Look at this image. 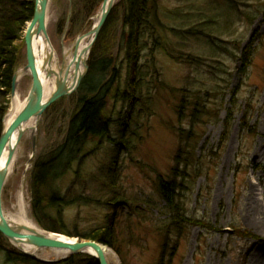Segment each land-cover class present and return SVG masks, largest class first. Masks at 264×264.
I'll return each mask as SVG.
<instances>
[{"label": "rangeland", "instance_id": "1", "mask_svg": "<svg viewBox=\"0 0 264 264\" xmlns=\"http://www.w3.org/2000/svg\"><path fill=\"white\" fill-rule=\"evenodd\" d=\"M103 2L104 0L52 1L50 13L55 16L49 26V37L60 59L66 46H72L79 36L93 28L94 18ZM156 2L159 8L156 36L166 41V48L175 57L172 60L162 51L155 53L158 74L154 80H151V76L147 78L152 82L149 97L144 98L143 111L133 125L134 133L128 144L131 153L123 152L119 156L117 185L122 189L121 194L127 196L126 199L129 198L130 205H134V209L146 210L150 219L161 221L166 218L165 203L156 193L155 183L159 177L165 178L170 174L179 146L177 134L181 126L190 130L191 125L188 119L180 122L176 113L180 98L178 92L180 89L197 92L221 88L225 92L226 111H221L219 121H213L206 126H195L200 141L192 154L195 157L201 156L206 146L207 162L213 159L212 152H219V155L214 162L207 165L210 180L207 174L199 176L194 187H189L190 191L184 194V203L189 214L205 218L215 227V231L204 234L200 228L192 227L188 236L181 240L178 249L175 252L169 251L165 264L168 261L171 264H248L257 250L264 249V233L252 221L250 213L252 196L264 204V0ZM33 3L35 6L36 0ZM123 3L124 0H116L114 4L111 13L114 12L115 23L101 50V57L112 59L117 64L123 59V54L119 52L122 36L128 34V30L123 27ZM30 22L32 20L25 23L19 35L20 41L17 43L22 47L21 61L15 74L27 64V50L24 45ZM194 28L216 35L215 40L219 45L238 55H241V51L256 35L255 53L248 76L245 77L241 72V58L237 60L230 52L210 47L205 37L189 36L187 31ZM101 31L91 48L85 77L89 72L90 57L98 44ZM179 32L185 37H179ZM144 41L148 44L142 63L148 64L151 60L148 56L152 42L148 36ZM192 59L196 61L192 62ZM148 71L151 75V70ZM155 79L158 80L157 83ZM31 86V77L24 76L22 80H18L15 92L12 87L10 91L4 90L6 109L1 121V135L15 94L25 99ZM79 88L71 96H64L45 110L40 117L35 139L22 140L21 156L15 164L14 174L3 189L5 212L12 214L18 211L22 203L28 217L42 230L45 229L32 217L30 176L39 156L65 139L71 117L76 112L74 103ZM232 95L237 102L234 108ZM122 109L119 104L117 111ZM230 109L233 112V121L228 136L223 140V121ZM246 113L248 124L244 127L242 124ZM251 127L255 129L253 135L248 132ZM115 134L118 133L114 129L113 136L116 138ZM111 158V145L104 143L98 154L86 161L82 170L83 181L86 182L79 185L77 191L92 199L105 196L107 192L104 191L106 189L103 184L98 179L87 176L99 175L100 169H105ZM71 177L69 174L62 181L56 182L55 188L67 189ZM131 214V210L124 205L119 207L115 224L118 243L115 245L116 249L110 248L116 255L115 260L118 264H158L160 240L153 234V228L148 223H141ZM63 216V229L76 235L89 233L105 217L110 223L115 219L111 211L96 205L73 206ZM234 225L250 232L256 239H235L232 237ZM69 238L86 241L79 237ZM9 243L13 245L10 241ZM170 253L171 260L168 258ZM37 257L39 259L36 260L44 262L61 261L48 258L42 251L38 252ZM0 264H3L2 259Z\"/></svg>", "mask_w": 264, "mask_h": 264}, {"label": "trees", "instance_id": "2", "mask_svg": "<svg viewBox=\"0 0 264 264\" xmlns=\"http://www.w3.org/2000/svg\"><path fill=\"white\" fill-rule=\"evenodd\" d=\"M33 1L0 0V138L1 121L6 109L4 90H11L13 75L20 65L22 47L20 48L17 42L20 41L19 35L25 23L32 20L34 16ZM123 5V27L128 30V34L122 36L123 42L119 51L123 54V59L119 61L117 58V62L119 61L117 64L112 59L101 57V50L115 23L113 12L101 31L98 44L90 57L89 72L75 96L76 112L71 117L65 139L39 156L31 173L32 217L47 231L68 237H79L82 240L116 249L115 245L118 243L115 231L116 217L119 207L124 205L131 210L132 216L153 228V234L160 240L161 253L158 264H165L169 251L175 252L178 249L181 240L188 236L192 227L200 228L204 234L215 231V227L205 218L189 214L184 203L186 197L184 194L190 191L189 187H194L199 176L207 174L210 180L207 165L217 159L219 152L216 154L212 152L213 159L208 162V156L205 155L206 146L201 156L192 155L200 141L195 126H206L213 121H219L221 111H226L224 102L226 97L221 88L197 92L180 89L176 113L180 122L184 119L190 120V130L181 126L177 134L179 146L174 157V166L168 176L159 177L155 183L156 193L165 203L167 217L158 221L150 219L146 210L134 209V205H130L129 198L126 199L127 196L121 194L122 189L117 185L119 156L123 152L131 153L128 144L134 133L133 125L143 111L142 102H145L144 98L149 97L152 83L147 78L151 76L152 80L158 74L155 66L156 51H162L172 60L175 56L169 53L165 45L166 41L156 36V26L159 24L157 19L159 8L156 0H124ZM187 34L193 38L205 37L210 47L228 52L226 47L216 42V35L206 33L203 29L194 28L187 31ZM146 36L152 42L148 56L151 60L148 64H143L144 51L148 44L144 41ZM179 37H185V35L179 32ZM256 41L255 35L247 47L241 51V55L229 50L235 59L241 58V72L245 77L248 76L253 62ZM195 61L196 59H192V62ZM148 70H151V75ZM155 81L157 83L158 80L155 79ZM119 104L123 109L118 112ZM232 104L233 108L237 105L234 98ZM229 112L223 121V140L228 136L233 121V112L231 109ZM247 116L248 113L242 124L244 127L248 124ZM114 129L118 133L115 134L116 138L113 136ZM248 132L253 135L255 129L251 127ZM104 143L111 145L112 158L105 169H100L99 175L88 174L87 177L98 179L107 194L98 199H92L77 189L79 185L86 182L83 181L82 174L86 161L89 157H95ZM69 174L72 177L68 188L65 190L55 188L56 182L62 181ZM79 205L84 207L96 205L101 209L109 210L115 215V219L114 221L112 219L110 223L108 219L105 220V217L100 220L96 228L85 235L70 233L63 229V214L69 208ZM232 237L240 240L256 239L253 234L238 225L233 226ZM171 257L170 253L168 258L171 260ZM1 259L3 264H97L93 257L86 254L73 255L58 262L39 261L16 249L0 233V261ZM166 264H171V261Z\"/></svg>", "mask_w": 264, "mask_h": 264}, {"label": "bare ground", "instance_id": "3", "mask_svg": "<svg viewBox=\"0 0 264 264\" xmlns=\"http://www.w3.org/2000/svg\"><path fill=\"white\" fill-rule=\"evenodd\" d=\"M52 1L53 0L47 1L48 4L45 12L44 28L42 27L43 30H41L39 24H37L31 33V38L33 41L32 47L34 48L37 72L39 74V78L42 84V104H45L50 99V97L53 96L60 88L65 89V91L69 93L68 97L74 93L78 80L82 75L85 74V67L87 65V60L90 56L91 48L93 46V40L95 38V33L89 34V32L92 29L97 28L103 15L105 14L112 2L111 0H107L105 5L102 4L100 11L96 14L94 18L93 28L89 32L79 36L72 44V46H66L62 54V59H60L55 48L53 47L51 38L49 37V26L51 25L55 16L50 13ZM31 25L32 24L30 22L26 30L27 32L31 28ZM23 69L24 67L18 71L19 81L22 80L24 76H30L31 71L28 70L29 72L26 74ZM28 96L25 99H22L17 93L15 94L11 103L10 111L8 112L4 120V134L8 132L11 126L15 123V121H17L19 116L22 114L24 109L28 106ZM40 115L41 112L35 114L33 117L30 118V120H28L18 130H16L13 136L9 138V141L5 147L0 162V170H4L6 166L9 165L8 173L5 177V184L14 174L15 164L21 156L20 151L22 140H24L25 138L34 139L36 137V133L41 119ZM21 132H23V136L20 142H18V137ZM15 147L16 150H14L13 152V149ZM10 157L12 158L10 159ZM8 161L10 162L9 164ZM252 193H254L253 189ZM251 200L252 201L250 204V213L252 215V221L257 225L259 231L264 233V204L259 203L257 201L258 199L255 196H252ZM2 212L5 221L10 224L12 229L14 228L16 231H20L21 233H27L26 231H24L27 228L28 230H33L36 233H40L41 235H45L46 237L51 239L61 241L67 240L63 235L48 233L47 231L40 229L33 222V220L28 217L27 211L22 205V203L20 204L19 210L11 214L9 212H5L2 200ZM71 241L77 242L76 239H71ZM16 245L22 248L24 252L36 254L37 256L38 252L42 251V253L45 254L48 258H55L61 261L69 257V252L64 249L42 248L40 250H37L36 247L27 245L25 241H16ZM101 248L104 258L106 259L108 264H118L115 260V253L109 247L102 245ZM89 253L94 254L92 251H90ZM248 264H264V249L257 250L252 255Z\"/></svg>", "mask_w": 264, "mask_h": 264}, {"label": "water", "instance_id": "4", "mask_svg": "<svg viewBox=\"0 0 264 264\" xmlns=\"http://www.w3.org/2000/svg\"><path fill=\"white\" fill-rule=\"evenodd\" d=\"M47 1L49 0H43V1L36 0L35 12H34L32 22H31L32 25H31V28L26 33V37H25V46L27 50V53H26L27 64L23 70L26 74L29 72L28 70H30L31 71L30 77L32 79V86H31L29 96H28L29 103H28V106L22 112V114L19 116L17 121H15V123L11 126V128L8 130L6 134H4V130H3V133L0 138V162H1L3 152L5 150V147L9 141V138L13 136L16 130H18L28 120H30V118L33 117L35 114H38L41 112V115H42L51 104L55 103L57 100L63 98L64 96L69 95V93L65 91V89L60 88L53 96L50 97V99L45 104H42V95H43L42 84L39 78V74L37 72L34 48L32 47L33 41L31 38V33L37 24H39L41 30H43L42 27L44 28L45 12L47 9V4H48ZM106 1L107 0L104 1L103 5H105ZM111 1L112 2L110 6L108 7L107 11L103 15L97 28H94L89 32V34L95 33V38L93 40V43L96 40L97 36L99 35L100 31L102 30L107 18L109 17V14L111 13L114 7L115 0H111ZM85 69H86L85 74L82 75L80 79L78 80L74 92L80 87V84L83 81L88 71L87 65ZM18 80H19L18 73H16L12 79V91L13 92H15L16 90ZM22 136H23V132L19 134L18 142H20ZM34 145H35V142H34ZM16 147L13 149V152L14 150H16ZM33 150H35V147L33 148ZM11 158L12 157H10V159ZM9 163L10 162L8 161V164ZM8 166H6L4 170H0V233L5 238H7L8 241H10L13 244V246L16 245V241H20V242L25 241L27 245L34 246L36 247L37 250H40L42 248L64 249L69 252V256L86 254V255L93 257L96 260L97 264H108V262L106 261L102 253V248H101L102 245H100L99 243L91 242V241H78V240L77 242H72L71 241L72 238H69L66 236L65 238L67 240L61 241V240H55V239L48 238L45 235H41L40 233L38 234L33 230H28L27 228L24 230L27 233H21L20 231H16L14 228L12 229L10 224H8L3 218V212H2V193L5 187V177L8 173ZM15 247L27 256H31L32 258L39 259L36 254L24 252L22 248L18 247L17 245ZM90 251H92L94 254H90L89 253Z\"/></svg>", "mask_w": 264, "mask_h": 264}]
</instances>
